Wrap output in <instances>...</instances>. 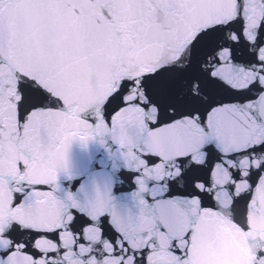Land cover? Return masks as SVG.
I'll list each match as a JSON object with an SVG mask.
<instances>
[{
    "label": "water",
    "instance_id": "obj_1",
    "mask_svg": "<svg viewBox=\"0 0 264 264\" xmlns=\"http://www.w3.org/2000/svg\"><path fill=\"white\" fill-rule=\"evenodd\" d=\"M157 134L264 209V0H37Z\"/></svg>",
    "mask_w": 264,
    "mask_h": 264
}]
</instances>
